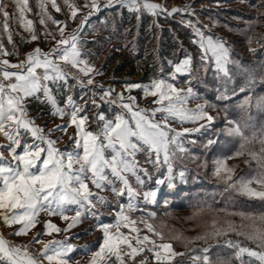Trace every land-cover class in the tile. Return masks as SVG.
Masks as SVG:
<instances>
[{
  "label": "snow or ice",
  "instance_id": "snow-or-ice-1",
  "mask_svg": "<svg viewBox=\"0 0 264 264\" xmlns=\"http://www.w3.org/2000/svg\"><path fill=\"white\" fill-rule=\"evenodd\" d=\"M15 2L19 19L30 33L25 42L39 40L33 21L25 16L31 10L27 7L28 0ZM50 2L56 12L61 11L56 0ZM64 3L67 14L61 20L48 12V0H38L42 13L40 23L46 24L47 20L57 26L55 31L45 27L43 42L49 38L54 41L47 51L37 45L25 54V59L12 63L5 57L19 53L15 50L9 53L0 42V133L10 141L0 145V149H7L11 154L10 158L5 157L0 151V222L16 225L11 235L18 236L27 235L37 224L41 226L29 245L16 244L0 233V264H44V260L48 264H69L70 253L74 250L87 253L97 243L98 250L91 253L89 264H232L233 260L239 264H264V212L228 213L240 216V222L213 218L201 235L190 238L174 235L172 239L183 242L189 253H197L185 260L186 253L164 242L163 232L150 222L157 214L146 210L147 206L161 202L167 205V197L176 193L179 184L187 182L190 170L180 161L191 154V145L197 143L193 137L215 127L216 117L208 111L214 105L204 97L209 91L208 84L212 85L215 99L220 103H231L233 98L238 99L239 93H247L238 106L245 111L250 108L264 111V95L251 94L253 85L264 83V74L258 78L257 67L235 58L233 44L213 33L191 4L169 9L155 0H83L82 4L64 0ZM82 11L84 14L78 17ZM124 11L135 15L137 21L145 15L153 17L150 28H160L155 21L157 17L167 19L179 15L181 19L176 22L191 32V43L196 46L194 54L178 41L180 55L166 60L170 71L165 72L161 66L158 76L148 83L126 84L128 92L141 89L145 97H153L151 108H141L135 97L125 96L123 91L116 92L111 85L97 81L95 77L102 75V70L88 59L93 53L85 46L97 41L85 39V30L95 32L98 27L107 28L109 19L114 17L103 14L122 16ZM0 15L4 17L3 28L11 43L7 23L10 12L3 0H0ZM258 21L259 16L247 22L243 31H250ZM72 23L76 27L66 31ZM217 23L213 19V25ZM252 42L249 36L247 43ZM250 51L257 50L250 48ZM261 55L264 56V49ZM209 73L211 77L205 84L204 78ZM237 76L244 78L243 86L236 82ZM178 78H184L188 86L177 87ZM195 85H201L203 91H198ZM195 100L203 103L189 107V102ZM32 103L44 106L35 117L29 115ZM44 115L59 117L63 123L53 124L45 131L35 122ZM169 121L195 126L176 128ZM228 123L231 126L225 131L229 137L239 138L243 149L250 139L244 129L250 125L246 123L242 128L235 120ZM69 128H73L69 144L61 149L57 142ZM258 131L264 144V124ZM56 132L61 135L53 139L52 134ZM256 137L257 131H253L251 138ZM217 143L218 139L207 141V145ZM243 154L242 151L235 153L236 156ZM248 155L258 165L249 178L241 176L234 180L233 169L226 163L229 157L223 155L213 161L214 175L224 180L225 191L235 190L264 201V148L261 153ZM254 183L261 190L253 187ZM106 191L115 199L104 195ZM101 207L111 209V213L102 212ZM193 208L189 219L205 209L212 211L213 203L202 200ZM137 211H142L144 216L133 219L130 214ZM106 215H111L114 223H106ZM52 217L60 218L65 226H59ZM89 219L95 223L73 235H88L91 230L99 229L103 234L102 243L73 245L67 235L62 239L41 240L45 234H67ZM139 225L146 232L142 234ZM228 233L244 237L257 247L245 246L239 239L221 243L218 238ZM209 239H217V247L230 249L232 256H217L213 261L211 245L188 249L195 240ZM33 243H43L39 254L29 250ZM244 256L248 257L247 261Z\"/></svg>",
  "mask_w": 264,
  "mask_h": 264
},
{
  "label": "trees",
  "instance_id": "trees-1",
  "mask_svg": "<svg viewBox=\"0 0 264 264\" xmlns=\"http://www.w3.org/2000/svg\"><path fill=\"white\" fill-rule=\"evenodd\" d=\"M213 7H222V8H208L202 9L203 11L199 12V19L205 24L206 22L213 28V33H218L221 36H226L230 38L238 39V41L247 43V38L252 37L253 43L256 39H260L261 35L258 32L261 29V24L264 23V17H261V13H258V10L264 7V0H241V2L246 6L243 10H237L235 8H227L228 4H235L240 0H206ZM7 2V9L10 12V17L8 18V25L11 29L12 34V42L6 44L8 47L12 45L13 51H17L19 55H15L13 60L14 62L21 57L27 49L31 47V42H25L26 37L24 34L21 35L20 29H18L17 25H14L13 21L18 20L16 12V7L11 6V0H3V4ZM239 3V2H238ZM222 5V6H219ZM28 8L31 10L29 12H33L31 16L33 20H35V29L36 31L40 29L39 26V16H37L39 10L38 0H28ZM48 12L54 18H57V14L50 6L47 7ZM246 10L251 11L248 12ZM104 17H114L109 19V24L107 28L98 27V30L95 32H89L87 29L85 30L84 38L92 41H97L96 43H88L85 47L90 50L93 55L88 58L92 60L101 59V70L102 76L111 75V80H114L117 86H124L127 83H135L133 81H139L140 83L149 82L151 78L154 76H158L159 69L163 66L164 71L168 72L170 69L166 64L167 59H176L180 55V44L178 41L183 42V47L187 49L189 52L196 53V46L191 43V32L186 28L181 27L176 21L180 20L181 17L179 15H175L173 17L165 19L164 17L155 18L156 23L160 25V28H150V25L153 24V17L145 15L142 16L139 21L135 18V15H130L127 11H124L122 16H114L113 13H104ZM257 16H259V21L254 23L252 29L248 32H244L247 22L256 20ZM229 18L234 20H229ZM213 19L217 20L218 23L213 25ZM20 20V19H19ZM238 21V22H237ZM4 22V17L0 15V26H2ZM95 22V20H93ZM171 29V31H169ZM258 29V30H257ZM1 30V29H0ZM260 31V30H259ZM5 36H8V32H4ZM236 36V37H235ZM256 37V38H255ZM41 41V38L39 39ZM232 43L231 41H229ZM42 43V42H41ZM261 45L257 49L258 55H255V59L257 62H251L246 56L235 53L236 50L234 48L235 58L241 59L243 63L252 64L257 67V77L261 74H264V67L261 66V62L264 60V56L261 55V48L264 47V40L259 42ZM13 56V55H12ZM120 57L119 60L116 58ZM264 62V61H263ZM127 76L130 81L125 80L123 78ZM211 77V73L208 74L207 77L204 78V83L208 84V80ZM136 79V80H135ZM185 80L184 78H181ZM236 82L241 86L244 84L243 77H236ZM199 91H203L201 85H195ZM255 88V90L253 89ZM209 91L204 93V97L209 99L211 104L214 105V109L219 108L223 111L224 115L227 116L229 120H235L236 122L241 124L243 128L247 123L250 127L245 128V135L249 136V141L245 144L243 149L240 148L241 141L239 138H225L224 136L219 139V143L212 146L210 152L214 156L217 155H230L235 154L237 151H242L247 153L249 151L261 153V149L264 148V144L260 142V133L258 129H260L261 125L264 124V111H260L256 108H250L245 111L241 109L238 104L239 101L242 100L244 95L247 93H239L238 99L233 98L231 103L224 102L220 103L215 99L216 93L213 90L211 84H208ZM138 93V92H137ZM252 95H264V83H256L251 88ZM140 95V94H138ZM44 106H36L34 103L31 104L29 108L30 114L39 113ZM44 116H41L38 120H42ZM251 117V119H249ZM253 131H257V137L255 139L251 138V134ZM205 136L202 137V140ZM209 139L212 136H207ZM214 138V136H213ZM217 139V137H215ZM224 138V139H223ZM198 147V148H197ZM193 147L191 145V152L198 153L196 160L199 162V157L205 152L202 151L201 147L197 146ZM202 151V152H201ZM205 155V153L203 154ZM188 156V155H187ZM184 157L180 163H182L187 169L190 171L187 173V182L184 184H179L178 190L174 195H170L167 197L169 203L167 205L162 202L159 205L147 206V211L155 212L156 217H160L161 213L165 210H185V211H194L193 205L202 200H207L210 203H213V210H221L226 209L229 212H264V201H251L246 200L242 194L239 192H235V190L225 191V184L217 183L214 177H207L196 167V163L194 161V155L192 158ZM207 172L213 171V169L209 166L206 169ZM212 174V172L210 173ZM110 195L111 193L108 192ZM215 193V195H213ZM207 194V195H206ZM111 197H113L111 195ZM114 198V197H113ZM111 199V198H110ZM141 208H144L141 206ZM106 211H111V209H105ZM212 210V211H213ZM204 211H209L205 209ZM133 216H144L142 211H137L131 213ZM108 220L113 218H108V216L104 217ZM93 223H95L92 220ZM229 237V236H228ZM232 238H234L232 236ZM222 239V238H221ZM237 239L243 241V244L249 245L250 247L256 248L257 245L255 243H251L243 237H237ZM221 243L223 241H220ZM212 248L210 250V256L213 261L216 260L217 256L228 258L232 256V251L228 248L217 247V243H210ZM204 241H197L193 243L192 247L188 249H196L208 246ZM98 244L95 245L91 250L96 249ZM90 250V251H91ZM87 254L84 252H80L77 250L75 254ZM186 253L184 259L187 260L190 255H195L197 253ZM245 261L248 260L247 256L243 258ZM232 264H239L238 261L233 260Z\"/></svg>",
  "mask_w": 264,
  "mask_h": 264
},
{
  "label": "rangeland",
  "instance_id": "rangeland-1",
  "mask_svg": "<svg viewBox=\"0 0 264 264\" xmlns=\"http://www.w3.org/2000/svg\"><path fill=\"white\" fill-rule=\"evenodd\" d=\"M56 2L61 7V11L60 12H56V10L51 6L50 0H48L47 7L50 6L51 8H53L55 13L57 14V19L64 20L66 18V14H67V7L65 6L64 0H56ZM77 2L82 4L83 0H77ZM155 2L163 4L165 7L169 8V9H171L174 6H183L185 4H191L192 8L196 9V15L197 16H199V12L203 11L202 9H208V8L209 9L210 8H217L218 9V8H222V7H217V6L213 7V5L210 4L206 0H155ZM238 2H236L235 4H233V3L232 4H228V5H226V7L227 8H235V7H237V10H243V8L244 9L246 8V6L241 2V0L238 1ZM10 3H11V6H15L16 7L15 0H11ZM6 4H7V2L5 3V5ZM219 6H222V5H219ZM39 10H40V8H39ZM246 11L251 13V11H249V10H246ZM258 13L259 14L261 13V17L263 18L264 17V7L259 9ZM83 14H84L83 11L81 13H78V17L83 15ZM32 15H33V12H29V11L25 12L26 18L33 21V26L35 28V20L32 19V17H31ZM37 16L40 17V18H38L39 23H40V19H41V16H42L41 10L38 12ZM17 19L18 20L13 21L14 22L13 24L18 26L17 30L20 29L21 35L24 34L25 37L27 38L26 40H28L30 38V33L27 31V29H25L23 23L19 20V16L18 15H17ZM8 20H7V22H8ZM229 20H234V19L229 18ZM262 22H264V21H262ZM76 23H79V19H77ZM76 23L70 24V26L68 27V29L66 31H71L73 28H75L76 27ZM205 24L209 25L208 22H206ZM39 26H40V29H38L36 32H37V35L40 36L41 41H39V40L32 41L31 42V47L29 49H27L24 53H22L23 55L21 57H19L18 60L15 61L16 63L18 61H20V60L25 59V54L30 52V51H32L33 48H35L37 45L42 47L43 50L47 51L54 44V41L51 38H49L47 42H43V32L45 31V27H47V29L49 31H55L57 26L52 24L51 21H47V20H46V24H41L40 23ZM209 27L211 28V31H213V28L210 25H209ZM0 29H1L0 30V42L3 43L4 47L8 50L9 53L13 52L12 45H10L9 47L6 45L8 43V36H5V34H4V32H7V31L3 28V24H2V26H0ZM9 30L11 31L10 28H9ZM259 30H258V32H260V35H261L260 39H256L255 42L254 43L252 42V44L249 45V46L247 44H244L241 41H238V39L228 37V35H226L225 38H227L229 41L232 42L233 48H235V50H236L235 53L239 54V52H240L241 55H244V56H246L248 58L246 60L256 63L258 58L255 59L254 57H255V55H258L257 52L259 50L256 51V53H253L252 51H250V48L257 50L261 46V45H259V42L261 40H264V23L261 24V29H259ZM57 38H59V37L57 36ZM261 49H264V47H262ZM14 50H16V49H14ZM14 56L15 55H13V56L9 55V56H7L5 58L9 59L11 62H14L13 60H11V59L15 58ZM119 58L120 57L118 56V58H116V59L119 60ZM88 59H89V62L94 64L97 69L101 68L100 66H101V63H102L103 60L101 61V59H99V58L96 59V60L95 59L92 60L90 58H88ZM263 61L261 62V66L264 67V62ZM110 78H112L111 75H110V77L109 76L103 77L102 75H99V76L95 77V79L97 81L104 82L106 85H111L115 89L116 92H122L123 91L125 96L135 97L137 103L139 104V106L141 108L154 107V105L152 103H150V101H152L153 97H151V96L145 97L144 93H143V91L141 89H133L131 92H128V91H126V88H125L126 84L124 86H117L115 81L111 80ZM123 78H126L125 80L128 79V81H130L132 79V78L129 79L127 76H124ZM178 79L180 80V82L177 83V87H187L188 86L186 84L185 80H182L181 78H178ZM133 82L140 83L139 81L138 82L137 81H133ZM146 83H148V82H146ZM253 89L255 90L254 87H253ZM197 90L199 91L198 88H197ZM138 94H140V95H138ZM206 98L207 97L205 96V99ZM243 98H242V100H243ZM207 100L210 102L209 99H207ZM197 103H203V100L190 101L188 106L189 107H194L195 104H197ZM208 111L210 112V114H212L214 117H216V120L214 121L215 127L213 129H211V130H208L202 136L193 137L194 139L197 140V143L192 145L193 147H197V146L201 147L202 148L201 150L205 151L204 152L205 155H203L204 154L203 153L202 156L198 158V159H201V160H199V162L196 160V158L198 156V153L191 152V154L188 155L187 158H192L193 155H194V158H195L194 161L196 163V167L200 170V172H202L207 177L211 176V177L217 178V179H215L217 183L224 184V180L223 179H221L220 177L214 175V168H213L214 159H216L217 157L222 156V153H221V155L214 156L212 154V152H210V150L212 149V146H214L215 144L207 145V141L209 139V137H207V136H212L210 139H213V140H217V139L221 140V138L223 136L225 138H228V139L232 138V137L228 136V134L225 131V129L227 127L231 126L228 122L229 121H233V120L232 119L228 120L227 116H225L223 111L221 109H219V108H216V110H215L214 107H211V108L208 109ZM30 115L32 117L36 116L35 114L34 115L30 114ZM157 118H159V117H157ZM36 121L37 122L39 121L38 122L39 125L44 127L45 131H47V129L49 127H52L53 124L63 123L61 118H59V117L52 118V117H50L48 115L43 117V119L41 121L38 120V119ZM169 123H171L172 126L176 127V128L193 127V126H195V125H191V124H183V125H181V124H179V123H177L175 121H169ZM72 132H73V128H69L67 134H65L63 136V138L60 139L57 142V146L60 147L61 149H63L65 147V145H68L69 144V136H71ZM60 135L61 134L59 132H56V133L52 134V137H53V139H55L57 136H60ZM203 136H205V137L202 140ZM213 136H214V138H213ZM215 137H217V139ZM242 152H243V150H242ZM249 152H251V151H249ZM249 152H247V153L243 152L244 154L240 155V156H236L235 154L225 155V156L229 157L227 159L226 163H227V165L230 168L233 169L232 176H233L234 180L239 178V177H241V176H243L245 178H249L251 175H253L255 173V170L258 167L257 161L253 160L248 155ZM138 159H140V157H138ZM209 166L213 169V171H211L212 174H210L211 172H207V170H206V169H208ZM252 186L257 188V190H261L260 186L256 185L255 183ZM90 187H91V185H90ZM93 190L95 191V189H93ZM235 192H237V191H235ZM103 194L104 195H108L109 199L110 198L111 199H115V198L111 197V195L107 191L104 192ZM243 196H244V198L246 200H251V201H254V202L259 200V199H256V198H249V197H247L245 195H243ZM141 206L145 207L143 204ZM105 209H108V208L101 207L100 210L102 212H105V213H111L110 210L106 211ZM228 213H238V212H235V211L234 212H229L227 210L226 211H220V210L204 211L200 215L189 219V217H192L193 211H189V210L188 211H185V210H183V211L182 210H165V211H163L161 213L160 217H155L150 222L155 225L157 230H160V231L163 232L164 237H165V241L164 242L172 243L174 249L176 251H178V252H185V251L187 252V249L185 248V244L183 242H179V241H176V240L172 239V237L174 235L181 234V235H183L185 237H189V238L190 237H195L197 235H201L206 230L205 229V225H207L210 222V220L213 219V218H217V219L222 220V221L223 220H232V221H234L236 223L240 222V220H241L240 216H238V215H228ZM71 215H72V213H71ZM130 215L132 216L133 219L138 218L137 216H133L132 214H130ZM106 216H108V218H112L111 215H106ZM140 217H142V216H140ZM43 218H44V216L42 214L41 215V219H43ZM144 218L148 219L147 217H144ZM52 219L59 226H61V227L65 226L64 222L60 218L52 217ZM104 221L106 223H114L113 219H111V220L106 219ZM93 224L94 223L90 222V221L87 224H85L83 222V223L77 225L75 228L71 229L70 232L67 233V234L60 233V234H53L51 236L45 234L41 238V240L42 241H47V240L53 239L54 237L58 238V239H62V238H64L65 235L69 236L72 232H76V231L79 232V230L81 232H83L85 229H88ZM139 226L142 228V234H143V232H146V229H143V225H139ZM40 227L41 226L39 224H37L36 228L32 230L33 233L30 234L32 232V231H30L29 232L30 235L27 234L28 236H26V235H24V236L15 235L14 237H11V233L12 232L10 230H7V231L4 230L3 231V227L2 226H0V233H3V235H4V237L6 239H8L10 241H13L16 244L29 245L30 241H32V239H33V236H35L36 233L40 230ZM122 231L127 232V229H122ZM102 235L103 234H102V232L99 229H94V230H91L90 234H88V235H80L81 236V240H79V241L75 240V241L77 243H79V244H77L78 246L85 245V244H92L93 242L102 243L103 242ZM8 236L11 237V238H9ZM232 236L234 238H232ZM237 237L238 236H236L233 233H228L226 236L220 237L218 239H219V241H224V240H227V239L237 240ZM243 239H245V238L243 237ZM197 241H201V240L193 241L191 244L188 245V248L192 247L193 243H195ZM157 242L159 243L161 241L157 240ZM217 242H218L217 239H209L205 243H207V245H208L210 243L214 244V243H217ZM246 246L250 247L249 245H246ZM42 247H43V243H33V244L30 245L29 250L33 254H39V250ZM96 250H98V247L96 249H93V250L89 251L87 254H84V255L83 254H78V255L74 254V256L70 255L71 259L69 261V264H89V261L91 259V253L96 251ZM44 264H48V261L44 260Z\"/></svg>",
  "mask_w": 264,
  "mask_h": 264
},
{
  "label": "crops",
  "instance_id": "crops-1",
  "mask_svg": "<svg viewBox=\"0 0 264 264\" xmlns=\"http://www.w3.org/2000/svg\"><path fill=\"white\" fill-rule=\"evenodd\" d=\"M12 63H16V62H12ZM29 115H30V113H29ZM31 116V115H30ZM36 122V124H38L39 125V121L37 122V121H35ZM0 145H3V144H8V143H10V141L7 139V137H5L2 133H0ZM0 151H3V153H4V156L5 157H9L10 158V153L8 152V150L7 149H0ZM72 214H74V213H72ZM69 215H71V213L69 214ZM92 222V220H85L84 221V223L85 224H87L88 222ZM0 226H2L3 227V231L4 230H10L11 232H13V230H14V228H16L17 226L16 225H12V226H8V225H5V224H3L2 222H0ZM81 231L79 230V232H72L68 237H69V242L70 243H72L73 245H77V244H79V243H77L75 240H81V236H79V237H76V236H74L73 234L74 233H80ZM33 233V231L30 233V234H32ZM29 233H28V235H30ZM28 235H26V236H28ZM15 235H11V237H14ZM9 237V236H8ZM11 237H9V238H11ZM77 250H74L73 251V253H71V254H69V256L70 255H73L74 256V254H75V252H76ZM76 255H77V253H76ZM84 255V254H83ZM74 258V257H73Z\"/></svg>",
  "mask_w": 264,
  "mask_h": 264
}]
</instances>
